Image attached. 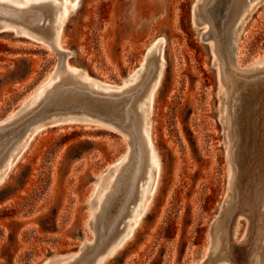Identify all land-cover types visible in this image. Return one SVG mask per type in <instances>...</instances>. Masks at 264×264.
Wrapping results in <instances>:
<instances>
[{
  "label": "rangeland",
  "instance_id": "1",
  "mask_svg": "<svg viewBox=\"0 0 264 264\" xmlns=\"http://www.w3.org/2000/svg\"><path fill=\"white\" fill-rule=\"evenodd\" d=\"M2 1L55 9L51 29L40 34L49 46L0 31V125L62 74H55L57 49L68 54L66 68L97 90L136 83L159 61L143 117L147 185L127 232L98 264H201L229 174L218 73L201 39L206 28L193 23L196 0ZM252 4L232 51L240 68L264 66V0ZM127 154L125 137L102 126L28 132L0 160V264H59L76 255L93 240L92 209ZM245 229L239 220L237 239Z\"/></svg>",
  "mask_w": 264,
  "mask_h": 264
},
{
  "label": "water",
  "instance_id": "2",
  "mask_svg": "<svg viewBox=\"0 0 264 264\" xmlns=\"http://www.w3.org/2000/svg\"><path fill=\"white\" fill-rule=\"evenodd\" d=\"M252 2L196 0L193 5V23L206 28L201 39L210 42L212 64L217 68L219 121L229 174L225 198L209 231V254L201 264H264V66L240 68L232 56L237 29L256 3ZM54 9L42 2L18 7L0 0V31L13 30L47 44L41 35L51 29ZM57 51L60 59L55 74H62L39 100L28 101L0 125V158L6 152L15 154L26 134L39 127L90 124L125 137L126 160L113 180L106 181L102 204L97 208L95 203L92 209L93 240L85 242L76 255L57 259L59 264H98L113 242L127 232L147 185L150 167L143 117L159 61L136 83L121 90H97L70 72L68 54ZM239 220H245L246 229L237 239Z\"/></svg>",
  "mask_w": 264,
  "mask_h": 264
},
{
  "label": "bare ground",
  "instance_id": "3",
  "mask_svg": "<svg viewBox=\"0 0 264 264\" xmlns=\"http://www.w3.org/2000/svg\"><path fill=\"white\" fill-rule=\"evenodd\" d=\"M3 156H4V155H3ZM3 156H2V157H3ZM2 157H1V158H2ZM1 158H0V160H1Z\"/></svg>",
  "mask_w": 264,
  "mask_h": 264
}]
</instances>
